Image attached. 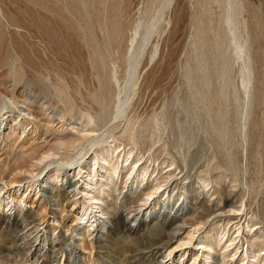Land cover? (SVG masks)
<instances>
[{
	"label": "rangeland",
	"instance_id": "374dc122",
	"mask_svg": "<svg viewBox=\"0 0 264 264\" xmlns=\"http://www.w3.org/2000/svg\"><path fill=\"white\" fill-rule=\"evenodd\" d=\"M0 15V264H202L206 233L210 264L264 252V0H0ZM89 117L96 138L72 142ZM106 149L116 171L86 174Z\"/></svg>",
	"mask_w": 264,
	"mask_h": 264
},
{
	"label": "bare ground",
	"instance_id": "6f19581e",
	"mask_svg": "<svg viewBox=\"0 0 264 264\" xmlns=\"http://www.w3.org/2000/svg\"><path fill=\"white\" fill-rule=\"evenodd\" d=\"M1 18L3 19V17L0 15V26H1V23H2V20H1ZM230 16H228L227 17V20L229 21L230 19ZM233 41H235V40H233ZM235 45H236V47L238 48V51H239V53L240 52H242L243 50L241 49V47L238 45V43H234ZM46 104V103H45ZM27 108V107H26ZM29 108V107H28ZM29 114H30V112H29ZM47 115V114H46ZM7 118H8V116H5L4 115V113H0V138H2L3 136H5V137H9V133H6V132H4L5 131V129L7 128V122H8V120H7ZM93 122H95V120H93L91 117H89L88 118V120L87 121H85V126H87L86 128H84V127H81V128H77V127H70L71 129L70 130H72V131H74V132H76L74 135V137H75V139H73L72 140V142H76V140H77V133H78V135H79V138L80 139H82V141H83V139L84 138H87V137H90L89 135H92L93 133H91L93 130H94V128H92L91 127V125H92V123ZM13 125V124H12ZM12 125L11 126H9V129H11V127H12ZM15 125V124H14ZM16 129H17V126H16ZM94 131H96V130H94ZM103 134V133H102ZM94 135V134H93ZM92 135V136H93ZM98 135V134H97ZM95 136H93V138H94ZM96 138V137H95ZM99 140V139H98ZM85 142H87V141H85ZM93 142H96V141H92L91 143H93ZM60 143H62V142H60ZM97 143V142H96ZM80 144V143H79ZM94 144V143H93ZM93 144L91 145V146H93ZM59 145V144H58ZM84 145V144H83ZM89 145V144H88ZM78 147V146H77ZM76 147V148H77ZM90 149H91V147H90ZM74 150H76L75 148H74ZM81 150V149H80ZM94 151V150H93ZM97 151V150H96ZM79 152V151H78ZM84 151H82L81 150V153H83ZM56 153H59V151L58 152H55V151H51V152H49V153H47L46 155H44L43 157H41V161H43V159L45 158L46 159V157H56V156H54ZM69 153V152H68ZM64 155V154H63ZM81 154H79L78 156H80ZM59 156V155H58ZM78 156H73V158H71V159H69V160H66L65 162H60V163H63V165H65V168H70L72 165H74V164H77V157ZM53 159V158H52ZM66 159H67V157H66ZM55 160V159H54ZM79 160H81V159H79ZM33 161V160H32ZM63 161V160H62ZM117 161V160H116ZM116 161H115V159L113 160L111 157H110V151L108 150V149H106L105 151H98V153H96L95 155H94V162H93V168L92 169H90V170H86V174L87 173H92V176L95 174V172L96 171H98L97 169L98 168H102V167H104L105 166V172H110V171H116V168L118 167L117 166V163H116ZM79 162V161H78ZM35 164V163H34ZM31 165V164H30ZM38 165V164H37ZM57 165V164H56ZM61 165V164H60ZM134 165V164H133ZM47 166V165H46ZM84 166V165H83ZM141 166V165H140ZM33 168H35V167H33ZM57 169L59 170V167H57ZM80 169V168H79ZM26 170V169H25ZM25 170H23V171H25ZM37 170V169H36ZM83 171V170H82ZM20 172V171H19ZM31 172V171H30ZM33 172V171H32ZM56 173V172H55ZM60 173V172H59ZM57 174V176L59 175L60 176V174ZM62 173V172H61ZM31 174V173H30ZM116 174V173H115ZM144 174V173H143ZM63 175V174H62ZM77 175V174H76ZM91 175V174H90ZM56 176V175H55ZM34 177V176H33ZM52 177V175H48V178H51ZM54 177V176H53ZM106 177V179H108L109 180V176L108 175H106L105 176ZM47 178V179H48ZM145 178V177H144ZM49 180V179H48ZM89 179H85V183L84 184H86L87 186H89L90 187V183H91V181H88ZM153 180V179H152ZM47 181V180H46ZM143 183V182H142ZM149 183V182H148ZM156 183V182H155ZM47 184V183H46ZM105 184H107L106 182H105ZM110 184V183H109ZM157 187H159V185L157 186ZM138 188V187H137ZM154 188V187H153ZM156 188V187H155ZM92 189V188H91ZM152 189V188H151ZM155 190H157V189H155ZM154 189L153 190H145V195H146V198H147V196H149V195H151L152 193L154 194V191H155ZM88 191H91L90 189H86V192H88ZM108 191V189H105L104 187H99L98 189H96V192L95 193H91L90 192V195H88V196H86L87 197V199H89L90 200V198H94V200H95V205L99 208V203H98V200H100L101 199V197H100V194H104L105 192H107ZM143 191V190H142ZM86 192H85V195H86ZM105 194H107V193H105ZM47 197V196H46ZM53 200V199H52ZM92 200V199H91ZM178 204V203H177ZM177 204H173L172 206H170L169 207V211H174V210H176V209H178V208H181V207H183L182 205H177ZM140 206V205H139ZM144 207V206H143ZM87 208H91V206H90V204H89V207L88 206H85V207H83V208H81V214L77 217V218H79L80 220H83V219H86V220H89L90 221V225L92 224L93 225V223L92 222H94V224L96 223V222H98L99 221V223L101 224V225H103L104 224V222L106 221V219H105V216H104V214H103V212L101 211V209L99 208V212H97L96 213V215L93 213V210L92 209H90V211H87ZM134 208V207H133ZM161 209H163V206H162V208ZM47 212V211H46ZM135 212V211H134ZM159 212H161V210H157V211H155V208H154V205H153V207H149V209L148 210H146L145 212H142L141 210H139V209H137V211H136V214L137 215H141V214H143V213H146V216H151V215H153V214H158ZM128 213V212H127ZM220 213H222L221 211H219L218 213H216L215 215H217V214H220ZM130 214V213H129ZM129 216V215H128ZM83 222V221H82ZM81 223V222H80ZM93 227V226H92ZM175 233V231H173L171 234H174ZM190 233V232H189ZM193 235V234H192ZM238 236V235H237ZM190 237H191V233L188 235V237H187V240L186 241H180V243L179 244H184V243H186V242H188L189 241V239H190ZM234 238H228L227 240H229V243H232L234 240H233ZM220 242H222L221 241V239L219 238V239H214V237L211 235V234H205L204 235V238L199 242V248L201 249V251H202V257H203V260H202V264H210V259L212 258V253L216 250L215 248L217 247L218 248V246L220 247V245H219V243ZM160 246V245H159ZM226 246V245H225ZM232 246V245H231ZM228 247V246H227ZM172 249V248H171ZM171 249L168 251V253L171 251ZM155 250V249H154ZM55 252V251H54ZM224 251H221L220 253H219V255L220 254H224L223 253ZM163 259V258H162ZM241 261L243 260L244 262H245V264H264V252H261L259 249H257V250H255L254 248H252V245H250V248H246L245 249V251H244V253L242 254V256H241ZM222 261V260H221ZM166 262V261H165ZM156 263H158V262H156ZM191 264V263H190ZM239 264H241V263H239Z\"/></svg>",
	"mask_w": 264,
	"mask_h": 264
}]
</instances>
